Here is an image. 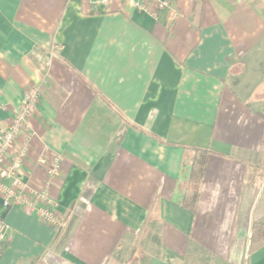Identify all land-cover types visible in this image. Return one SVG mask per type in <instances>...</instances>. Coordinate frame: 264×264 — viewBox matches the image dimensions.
Here are the masks:
<instances>
[{
  "label": "crops",
  "instance_id": "crops-1",
  "mask_svg": "<svg viewBox=\"0 0 264 264\" xmlns=\"http://www.w3.org/2000/svg\"><path fill=\"white\" fill-rule=\"evenodd\" d=\"M31 87L62 221L0 199V264H264V0H0V130Z\"/></svg>",
  "mask_w": 264,
  "mask_h": 264
},
{
  "label": "built area",
  "instance_id": "built-area-1",
  "mask_svg": "<svg viewBox=\"0 0 264 264\" xmlns=\"http://www.w3.org/2000/svg\"><path fill=\"white\" fill-rule=\"evenodd\" d=\"M111 1L97 0L98 3L105 5ZM166 6V3H158L160 9ZM55 50L58 49L53 47L45 56L39 55L38 59L45 65H49ZM37 104V89L28 88L14 114L11 125L0 130V199L2 207L6 210L13 207L27 209L43 223L58 228L62 219L57 210V201L50 196L48 191L34 190L22 180V166L26 158L28 144L20 145L18 138L23 132L30 131L29 119L36 112ZM40 163L45 164L43 161ZM57 172L58 162H54L47 168L48 179L55 177ZM7 229L4 220L0 218V250L2 245L9 240L6 234Z\"/></svg>",
  "mask_w": 264,
  "mask_h": 264
},
{
  "label": "trees",
  "instance_id": "trees-1",
  "mask_svg": "<svg viewBox=\"0 0 264 264\" xmlns=\"http://www.w3.org/2000/svg\"><path fill=\"white\" fill-rule=\"evenodd\" d=\"M202 152H196L192 157L191 163V174H190V186L192 189L187 193L186 202L192 203L196 199V187L199 184L203 170H204V163H205V156ZM7 244V243H6ZM6 244L2 245L1 251L4 249Z\"/></svg>",
  "mask_w": 264,
  "mask_h": 264
}]
</instances>
